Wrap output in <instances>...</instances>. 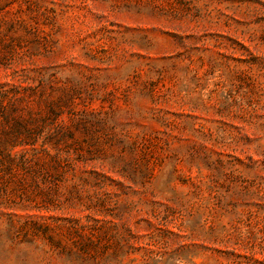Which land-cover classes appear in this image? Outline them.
I'll use <instances>...</instances> for the list:
<instances>
[{"label":"rangeland","instance_id":"rangeland-1","mask_svg":"<svg viewBox=\"0 0 264 264\" xmlns=\"http://www.w3.org/2000/svg\"><path fill=\"white\" fill-rule=\"evenodd\" d=\"M0 264H264V0H0Z\"/></svg>","mask_w":264,"mask_h":264}]
</instances>
